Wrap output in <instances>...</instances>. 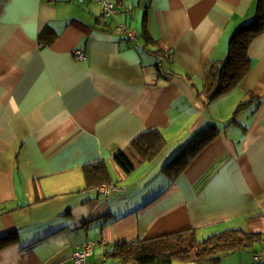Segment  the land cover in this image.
Returning a JSON list of instances; mask_svg holds the SVG:
<instances>
[{
	"label": "crops",
	"instance_id": "1",
	"mask_svg": "<svg viewBox=\"0 0 264 264\" xmlns=\"http://www.w3.org/2000/svg\"><path fill=\"white\" fill-rule=\"evenodd\" d=\"M113 1L116 18L94 1L0 0V264H74L85 242L96 264L100 241L183 231L264 236V32L239 86L212 102L203 93L205 65L227 58L258 0ZM209 127L178 175L165 168ZM150 130L166 147L138 163L131 144ZM121 152L130 174L113 159ZM97 162L112 179L102 192L83 174ZM262 251L264 241L218 264H264Z\"/></svg>",
	"mask_w": 264,
	"mask_h": 264
},
{
	"label": "trees",
	"instance_id": "2",
	"mask_svg": "<svg viewBox=\"0 0 264 264\" xmlns=\"http://www.w3.org/2000/svg\"><path fill=\"white\" fill-rule=\"evenodd\" d=\"M263 32L264 0H258L253 21L241 26L231 37L227 58L224 61H209L205 65L203 93L208 102L239 86L250 69L249 44ZM213 137L210 127L196 133L165 168L178 175ZM131 147L136 162H152L164 150L166 142L158 130H150L137 137ZM113 159L124 173L134 171L133 161L124 153H118ZM83 174L89 188L112 184L103 162L84 166ZM263 241L264 236L260 234L224 230L196 242L192 231H183L133 243H115L109 250L107 248V264H172L176 261L218 264L222 257L252 250Z\"/></svg>",
	"mask_w": 264,
	"mask_h": 264
},
{
	"label": "built area",
	"instance_id": "3",
	"mask_svg": "<svg viewBox=\"0 0 264 264\" xmlns=\"http://www.w3.org/2000/svg\"><path fill=\"white\" fill-rule=\"evenodd\" d=\"M79 2L82 1H94L102 6V12L101 16L104 18H116L118 16V12L115 7V3L113 0H77ZM122 29V32L125 34V36L131 40L136 42L137 41V34L134 30L126 29L122 25L120 26ZM135 48H138V45H135ZM73 57L78 60V61H83L86 59V56L80 52V51H75L73 53ZM157 65L156 67L158 68L159 71H161V66H162V58L161 56L157 57ZM106 187H101L97 188V190L100 189V191H105ZM108 189V188H107ZM98 246L101 247L102 250V255L100 256L99 261L96 264H107V243L100 241L97 243ZM94 247L95 244L92 242H85L82 244L76 251L73 252L72 254V261L74 264H89L88 260L92 258L94 255ZM264 256V251L260 252L259 254L256 255L255 259L260 258Z\"/></svg>",
	"mask_w": 264,
	"mask_h": 264
},
{
	"label": "rangeland",
	"instance_id": "4",
	"mask_svg": "<svg viewBox=\"0 0 264 264\" xmlns=\"http://www.w3.org/2000/svg\"><path fill=\"white\" fill-rule=\"evenodd\" d=\"M187 143V142H186ZM186 143H184L183 144V146L186 144ZM179 150H177L176 152H174V154H172L171 156H169L167 159H166V161L168 160H171L172 158H173V156L174 155H176L177 154V152H178ZM165 161V162H166ZM205 239V238H204ZM204 239H202V238H199V236H195V241L196 242H200V241H203ZM241 253V254H240ZM241 255H243V256H247V257H249L250 258V256H251V253L250 252H238V253H235V255H229V256H231L230 258H233V256H241ZM228 256V257H229ZM223 258H225V256L223 257ZM227 258V257H226ZM230 261H232V259H229ZM224 262V261H223ZM173 264H196V263H194V262H178V261H176V262H174ZM201 264H211V263H201ZM220 264H227L226 263V261H225V263H220Z\"/></svg>",
	"mask_w": 264,
	"mask_h": 264
}]
</instances>
